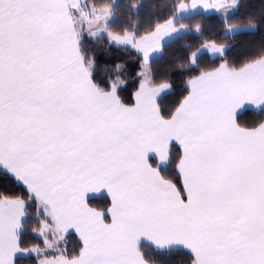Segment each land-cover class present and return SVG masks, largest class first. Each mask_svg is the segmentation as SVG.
I'll return each instance as SVG.
<instances>
[{"label": "snow or ice", "instance_id": "6c2138e0", "mask_svg": "<svg viewBox=\"0 0 264 264\" xmlns=\"http://www.w3.org/2000/svg\"><path fill=\"white\" fill-rule=\"evenodd\" d=\"M144 8L0 0V264H264V0Z\"/></svg>", "mask_w": 264, "mask_h": 264}, {"label": "trees", "instance_id": "16d2710c", "mask_svg": "<svg viewBox=\"0 0 264 264\" xmlns=\"http://www.w3.org/2000/svg\"><path fill=\"white\" fill-rule=\"evenodd\" d=\"M242 4L244 5V8L241 9L242 12L250 11V10H258L261 7V0H241ZM119 3L121 4L122 10L124 6L127 4V0H119ZM164 3V0H144L145 8L142 10V18L146 17L149 13L153 11L152 5H162ZM156 12H160V8L157 7ZM185 43H191L195 45L197 41L191 37H186L184 39L177 40L175 44H173L169 49L166 50L167 55L165 57L166 61L171 62L176 57L180 56L183 52L182 45ZM241 46H245L247 44V37H242L240 40ZM131 53L123 52L115 48H109L107 51L104 50V47L101 46L99 50L96 52L97 60L103 68L104 66L111 67L115 63H124L126 66L129 67V74L131 75L133 72V69L131 68V65L135 63V61L130 59ZM166 65H159L158 67L163 70V68ZM242 121H246L250 119V113L246 114L241 117ZM4 188H11V185L8 184L3 177H0V190H3ZM106 202L105 197L95 198L94 203L103 205ZM25 242L27 245H31L32 243H36L39 241L33 240L31 235L27 236L25 238ZM74 243V237H68L67 238V244L66 246L71 248ZM175 259L174 256L171 255H160L158 257L159 264H169L171 260ZM24 264H34L33 260H27L24 262Z\"/></svg>", "mask_w": 264, "mask_h": 264}, {"label": "crops", "instance_id": "0c3cea01", "mask_svg": "<svg viewBox=\"0 0 264 264\" xmlns=\"http://www.w3.org/2000/svg\"><path fill=\"white\" fill-rule=\"evenodd\" d=\"M100 197H105V194H103V193L96 194V197L95 198H100Z\"/></svg>", "mask_w": 264, "mask_h": 264}]
</instances>
